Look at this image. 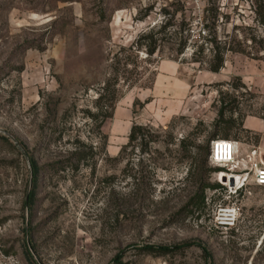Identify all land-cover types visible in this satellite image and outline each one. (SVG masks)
<instances>
[{
  "label": "rangeland",
  "instance_id": "obj_1",
  "mask_svg": "<svg viewBox=\"0 0 264 264\" xmlns=\"http://www.w3.org/2000/svg\"><path fill=\"white\" fill-rule=\"evenodd\" d=\"M260 4L0 0V264H264V185L249 176L233 193L222 174L241 169L210 158L215 137L237 143L241 168L253 149L264 160V58L228 53L219 72L191 61L215 7L219 38L264 37ZM166 21L191 25L194 40L181 55L172 42L151 57L138 51V82L120 80L114 115L98 128L90 113L117 60ZM236 76L245 88H230ZM220 90L232 93L226 125H216ZM133 124L155 142L124 147ZM200 161L204 183L220 187L197 208L188 201Z\"/></svg>",
  "mask_w": 264,
  "mask_h": 264
},
{
  "label": "trees",
  "instance_id": "obj_2",
  "mask_svg": "<svg viewBox=\"0 0 264 264\" xmlns=\"http://www.w3.org/2000/svg\"><path fill=\"white\" fill-rule=\"evenodd\" d=\"M261 2V0H259ZM258 8L255 10L256 18L255 21L259 23L262 27H264V5H258ZM210 11V9H208ZM213 12V11H212ZM219 11L218 8H214V12L207 14L204 17V23L199 24V31L197 32V40L194 42V45L197 46V49L193 52L191 56L192 62H198L199 64H205L206 68L212 72H219L225 64L226 55L228 53H242L249 55L255 58H264L259 57L257 55L258 51H264V37H260L256 39L255 37H250L252 40V46L247 44L248 38L242 37L239 38L235 35H226L225 38H219L217 24L219 21ZM176 26V27H175ZM192 37V39H191ZM192 34L191 25H186L184 22L177 24L170 21H166L162 23L158 29L150 28L148 31L142 33L138 39H136L131 46L128 48L129 54L125 56V58L118 59L117 64L119 66L115 67V71L112 78H109L101 87V91L99 92V97L97 98V113H90L91 117L95 119L96 117H100L98 128H101L103 123L113 117L116 103L122 97V92L118 84L120 80H123V83L127 85V87L134 86L140 76L136 70L138 66V57L141 49H144L147 53V57L153 56L158 50L161 49L162 45L168 42H172L174 45V50L176 54L181 55L184 53L190 41L194 40ZM208 51V57L205 59L204 52ZM123 61V62H122ZM120 64L122 67H120ZM131 64L132 68H128L127 66ZM119 69H122L120 72ZM242 87H246L244 83H242V79L239 76H236L232 82H229L228 85L231 86L233 90L238 89V84ZM232 93L227 91L220 90L218 101L220 103V107L218 110V118L216 120V125H226L228 120L225 119L227 112V102L230 100ZM235 99V98H234ZM139 105L141 108L143 103L138 102L135 103ZM136 112V111H135ZM241 125V124H240ZM146 136L153 137V132H151V128L147 126H143L140 124H133L129 133V142L124 145L127 147L131 141L140 140V144L147 146L148 142H155V139L151 138L150 140L146 139ZM225 139L228 138V134L225 135ZM212 141H215L216 138L212 137ZM183 141L182 143H184ZM124 147L121 152L124 151ZM198 152H200V146L197 147ZM188 151V149H185ZM211 150V147H210ZM197 158V157H196ZM211 158V153H210ZM198 159V158H197ZM204 161H200L197 164L198 168V185L196 187V193L193 197H191L188 201V205L196 206L197 208H202L206 206V196L205 189L207 187L210 188H218L219 184L208 185L204 183ZM34 176L37 174L36 164L33 162ZM167 249H163L161 247H155L151 245L148 247V251L151 253L162 254L165 253Z\"/></svg>",
  "mask_w": 264,
  "mask_h": 264
},
{
  "label": "built area",
  "instance_id": "obj_3",
  "mask_svg": "<svg viewBox=\"0 0 264 264\" xmlns=\"http://www.w3.org/2000/svg\"><path fill=\"white\" fill-rule=\"evenodd\" d=\"M237 143L230 140H215L211 145V160L218 164L227 167L228 165L233 166V168L241 169L238 173L228 170L226 173L225 180L229 182L231 180V175L239 177L241 183L235 186L233 193H237L240 189L245 186L247 178L250 176L253 182L257 185H264V160L261 158L259 150L253 149L248 156L249 164L248 166H240V162L237 161ZM223 177V178H224Z\"/></svg>",
  "mask_w": 264,
  "mask_h": 264
},
{
  "label": "bare ground",
  "instance_id": "obj_4",
  "mask_svg": "<svg viewBox=\"0 0 264 264\" xmlns=\"http://www.w3.org/2000/svg\"><path fill=\"white\" fill-rule=\"evenodd\" d=\"M222 176L224 177L226 176V174H222ZM230 177H231V180L229 181V184L232 188H234L235 186L241 183L239 177H236V180L234 176L231 175Z\"/></svg>",
  "mask_w": 264,
  "mask_h": 264
},
{
  "label": "water",
  "instance_id": "obj_5",
  "mask_svg": "<svg viewBox=\"0 0 264 264\" xmlns=\"http://www.w3.org/2000/svg\"><path fill=\"white\" fill-rule=\"evenodd\" d=\"M15 145L21 152L25 153L22 146L18 142H15ZM224 180H225V177H224Z\"/></svg>",
  "mask_w": 264,
  "mask_h": 264
},
{
  "label": "crops",
  "instance_id": "obj_6",
  "mask_svg": "<svg viewBox=\"0 0 264 264\" xmlns=\"http://www.w3.org/2000/svg\"><path fill=\"white\" fill-rule=\"evenodd\" d=\"M263 145H264V144H262V145L260 146V151H261V152L264 151Z\"/></svg>",
  "mask_w": 264,
  "mask_h": 264
}]
</instances>
